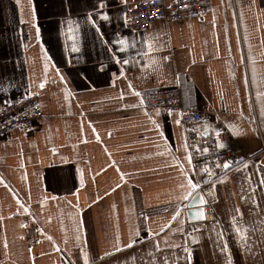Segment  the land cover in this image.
Wrapping results in <instances>:
<instances>
[{
  "label": "crops",
  "instance_id": "crops-1",
  "mask_svg": "<svg viewBox=\"0 0 264 264\" xmlns=\"http://www.w3.org/2000/svg\"><path fill=\"white\" fill-rule=\"evenodd\" d=\"M142 1L0 0V103L42 110L0 140V264H264V0L126 30ZM180 73L244 157L211 181L178 115L141 103Z\"/></svg>",
  "mask_w": 264,
  "mask_h": 264
},
{
  "label": "built area",
  "instance_id": "built-area-1",
  "mask_svg": "<svg viewBox=\"0 0 264 264\" xmlns=\"http://www.w3.org/2000/svg\"><path fill=\"white\" fill-rule=\"evenodd\" d=\"M210 8L211 0H146L123 9L124 28L138 33L156 21L168 24L188 18L202 19ZM142 100L146 109L178 115L191 167L204 180L216 179L244 161L240 148L227 130L203 135V111L197 98L190 94L183 73L176 75L172 86L145 92ZM41 118V105L36 96L21 92L16 97L4 98L0 103V140L14 130L31 131ZM262 151L264 153L263 142ZM225 162L230 165L227 169L223 167ZM201 209L204 216H211L209 203H204Z\"/></svg>",
  "mask_w": 264,
  "mask_h": 264
},
{
  "label": "snow or ice",
  "instance_id": "snow-or-ice-1",
  "mask_svg": "<svg viewBox=\"0 0 264 264\" xmlns=\"http://www.w3.org/2000/svg\"><path fill=\"white\" fill-rule=\"evenodd\" d=\"M149 47H151V45H149ZM124 63H127V61H124ZM121 75H123V73H121ZM41 87H43V84H41ZM129 87H131V85H129ZM134 94L137 95V96L140 95V93H134ZM141 103H143V100H141ZM218 146H222V145H219V144H218ZM229 166H230V165H229L228 162H225L224 165H223V167H224L225 169L229 168ZM188 187H189V188H196L197 185L194 184V183H192V181L189 180V182H188ZM183 198H184V199H188V196L186 195V196H184ZM199 202H200V204L202 205V204L204 203L203 198H201ZM25 211H27V209H25ZM177 214H179V211H178V210H177ZM193 215H194V216H198V217H200V218H203V217H204V213H203L202 210H198V211L194 212ZM22 226H23V225H22ZM237 232H238V234H239V233H240V230L237 229ZM129 246H130V245H129ZM84 258H85V264H88L87 254H84Z\"/></svg>",
  "mask_w": 264,
  "mask_h": 264
},
{
  "label": "water",
  "instance_id": "water-1",
  "mask_svg": "<svg viewBox=\"0 0 264 264\" xmlns=\"http://www.w3.org/2000/svg\"><path fill=\"white\" fill-rule=\"evenodd\" d=\"M210 134V131H209V124L208 123H204L203 125V135L204 136H208ZM201 194L200 192L196 193L193 198L191 199L190 203H189V208L191 209H197V210H202V206L203 204L201 205L200 204V199H201ZM190 213V212H189Z\"/></svg>",
  "mask_w": 264,
  "mask_h": 264
}]
</instances>
